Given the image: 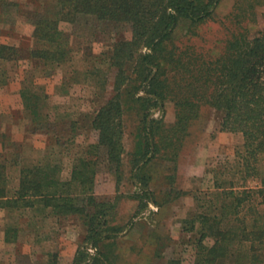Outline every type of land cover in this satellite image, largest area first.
<instances>
[{
  "label": "trees",
  "instance_id": "16d2710c",
  "mask_svg": "<svg viewBox=\"0 0 264 264\" xmlns=\"http://www.w3.org/2000/svg\"><path fill=\"white\" fill-rule=\"evenodd\" d=\"M49 1L54 9L35 23L33 36L41 45L33 51L37 58L61 65L71 52L61 24L75 26L85 17L128 26L132 36L116 42L108 56L109 70L115 71L114 94L91 117L98 142L75 163L71 179L60 178L49 164L24 168L19 187L12 190L8 166L0 163V209L13 213L40 202L53 210V217L77 216L85 236L70 264H118L119 239L134 224L116 223L122 198L119 187L126 176V119H136L135 148L129 160L130 180L139 187L132 196L138 202L136 218L151 203L163 206L152 187V164L178 162L190 128L202 107L209 106L218 113L220 130L242 134L244 143L235 159L209 171L213 187L194 193L172 188L175 196L167 203L194 195L195 208L183 221L184 231L192 234L193 264H264V177L259 168L264 158V28L238 34L222 55L213 57L193 47L182 49L175 34L187 22L196 35V28L215 19L222 0ZM17 6L13 0H0L4 13ZM17 56L16 47L0 44V58L12 61ZM23 100L32 121L40 125V95L25 87ZM169 101L176 110L172 125L165 116H156L159 111L166 113ZM102 156L117 178L114 200H99L95 192ZM257 176L261 185L248 186ZM8 235L7 231L9 241ZM158 240L159 258L169 245L164 237ZM44 264H61L60 255L51 254ZM168 264L184 261L173 258Z\"/></svg>",
  "mask_w": 264,
  "mask_h": 264
},
{
  "label": "rangeland",
  "instance_id": "374dc122",
  "mask_svg": "<svg viewBox=\"0 0 264 264\" xmlns=\"http://www.w3.org/2000/svg\"><path fill=\"white\" fill-rule=\"evenodd\" d=\"M18 3L10 12L0 8V44L18 49L15 60L0 58V163L8 166L9 186L19 187L24 168L52 165L63 180L71 179L75 163L86 157L87 147L98 142V132L91 126L93 114L114 94L115 71L109 70L108 56L118 41L132 36L128 26L82 18L78 25L62 23L63 40L71 52L57 65L33 55L41 48L33 36L40 16H48L49 0H13ZM264 28V0H222L214 20L196 28L182 22L175 41L182 48L193 47L200 54L220 56L229 40L250 30ZM28 88L40 95L42 117L36 125L25 110L23 92ZM166 123L176 119L173 102L166 105ZM126 176L119 187L122 195L116 211V223L129 224L119 239L118 264H168L180 258L193 264L195 248L192 234L184 231L183 221L195 208L194 195L168 202L172 188L194 193L213 187L214 167L235 159L244 143L242 134L222 132L218 113L203 106L200 118L190 128L177 163L159 160L152 164L153 189L163 206L150 204L134 218L138 202L132 198L139 187L129 174L130 154L135 148L136 119H126ZM264 177V158L259 164ZM95 192L99 200H114L118 194L117 178L102 156L97 164ZM261 176V177H262ZM171 177H174V182ZM241 177L237 179L241 182ZM238 181V180H237ZM261 185L260 176L248 186ZM52 209L37 202L13 213L0 209V264H44L53 253L61 264H70L85 236V227L74 215L53 217ZM7 231L9 241L6 239ZM159 237L168 247L156 257ZM212 244V240H207Z\"/></svg>",
  "mask_w": 264,
  "mask_h": 264
}]
</instances>
